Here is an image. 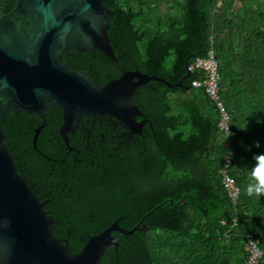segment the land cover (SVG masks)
I'll list each match as a JSON object with an SVG mask.
<instances>
[{
    "label": "trees",
    "instance_id": "obj_1",
    "mask_svg": "<svg viewBox=\"0 0 264 264\" xmlns=\"http://www.w3.org/2000/svg\"><path fill=\"white\" fill-rule=\"evenodd\" d=\"M105 4L111 12L107 34L116 63L88 50L69 52L70 64L99 86L117 78L119 69L138 70L173 85L212 49L230 135L225 138L219 130L218 110L204 89L191 87L193 80L203 78L195 73L183 81L186 89L156 81L138 87L131 101L150 124L122 143L133 150L119 163L116 179L92 174L86 187L78 185L67 201L68 192L61 195L55 188L63 183L59 178L66 169L55 137L60 112L47 111L37 137L36 148L44 156L32 148L38 120L8 114L2 124L4 144L17 172L35 189L44 186L53 234L66 239L72 253L119 217L126 230L142 220L144 232L112 233L118 247H107L99 264H244L247 235L264 252V194L249 196L246 191L256 182L251 174L258 163L255 156L264 153V0ZM227 159L228 175L239 190L234 204L222 182Z\"/></svg>",
    "mask_w": 264,
    "mask_h": 264
},
{
    "label": "water",
    "instance_id": "obj_2",
    "mask_svg": "<svg viewBox=\"0 0 264 264\" xmlns=\"http://www.w3.org/2000/svg\"><path fill=\"white\" fill-rule=\"evenodd\" d=\"M105 2L14 0L12 11L0 17V264H99L107 247H118L113 232L128 236L146 230L139 228L142 220L131 230L121 228L119 217L72 253L67 240L53 234L45 201L17 172L4 144L6 116L24 113L39 122L32 131V148L41 154L36 141L49 109L61 114L57 135L64 142L83 118L114 120L140 136L150 122L131 101L136 89L149 81L170 89L187 88L183 81L195 72L172 85L138 70L119 69L117 78L99 86L86 71L66 63L67 53L88 50L116 63L107 34L111 12Z\"/></svg>",
    "mask_w": 264,
    "mask_h": 264
},
{
    "label": "flooded vegetation",
    "instance_id": "obj_3",
    "mask_svg": "<svg viewBox=\"0 0 264 264\" xmlns=\"http://www.w3.org/2000/svg\"><path fill=\"white\" fill-rule=\"evenodd\" d=\"M13 7L14 0H0V17L10 13ZM14 19L21 20L18 17H14ZM24 25L28 26V22L25 21ZM64 60L72 66L68 53L65 55ZM118 127L121 126L114 120L83 118L79 122L75 133L67 135V142H64L56 133L55 137L58 138L57 142L62 153L60 163L66 169H64L60 178L56 174L63 183L56 185L55 188L60 189L59 193L61 195L68 192L65 201L71 198L72 190L74 192L78 185L85 188L88 178L92 174L99 173L107 179H116L119 163L124 159V155L133 150L128 146H122V143H127L134 136L124 129H118ZM49 178H52V173ZM31 186L41 201H45L44 210L47 209L45 211L47 215L53 213L52 208L50 209L47 205L49 201L45 199L46 195L42 193L44 186L41 185L36 189L34 188L37 186L35 183ZM64 210L66 209L64 208ZM64 214L70 215L66 212Z\"/></svg>",
    "mask_w": 264,
    "mask_h": 264
},
{
    "label": "built area",
    "instance_id": "obj_4",
    "mask_svg": "<svg viewBox=\"0 0 264 264\" xmlns=\"http://www.w3.org/2000/svg\"><path fill=\"white\" fill-rule=\"evenodd\" d=\"M187 72L203 74L202 79H195L191 82V87L194 89H204L207 96L214 102L219 114L218 128L224 134L225 138H228L230 135L229 114L219 95L218 64L214 51L210 49L203 58H197L187 67ZM229 164L230 160H225V166L221 170V175L228 197L234 204L238 198L239 190L233 179L228 175L227 167ZM245 240L247 241V259L244 264H264V252L259 249L257 242L252 239L251 235H247Z\"/></svg>",
    "mask_w": 264,
    "mask_h": 264
},
{
    "label": "clouds",
    "instance_id": "obj_5",
    "mask_svg": "<svg viewBox=\"0 0 264 264\" xmlns=\"http://www.w3.org/2000/svg\"><path fill=\"white\" fill-rule=\"evenodd\" d=\"M255 159L258 163L251 174L256 182L247 186L246 191L249 196L264 194V153L256 155Z\"/></svg>",
    "mask_w": 264,
    "mask_h": 264
}]
</instances>
